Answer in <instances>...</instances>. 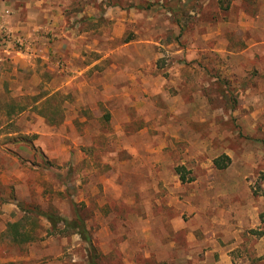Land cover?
<instances>
[{"label":"rangeland","instance_id":"374dc122","mask_svg":"<svg viewBox=\"0 0 264 264\" xmlns=\"http://www.w3.org/2000/svg\"><path fill=\"white\" fill-rule=\"evenodd\" d=\"M18 202L83 206L100 264L190 231L264 264V0H0V264L51 238L88 263ZM19 220L35 239H12Z\"/></svg>","mask_w":264,"mask_h":264},{"label":"crops","instance_id":"0c3cea01","mask_svg":"<svg viewBox=\"0 0 264 264\" xmlns=\"http://www.w3.org/2000/svg\"><path fill=\"white\" fill-rule=\"evenodd\" d=\"M240 221V220H239ZM248 221V220H246ZM258 223V219L253 218V224ZM238 225L242 226L240 222ZM229 227V226H228ZM177 225L173 227V232L180 231ZM231 235L237 237L238 229H231ZM145 232V230H143ZM212 232V231H211ZM225 233L226 231H221ZM188 241H190V247L188 250L177 252V243L174 239L173 234H171V238L166 243H158L151 244L148 246H135L133 248L132 253L129 252L127 246H124L122 243L119 246V255L123 260L124 264H138L137 258L135 257L142 252L143 258L146 260L154 261L155 264H233L232 257L230 255V251L233 247H229L228 245H224V243L219 241L220 232H217L214 237H209L210 243H212V249L209 250L207 246L208 240L198 241V245L192 243V240L196 239V234L192 231L185 233ZM228 233L226 232L227 235ZM170 237V233L168 235ZM225 236H221L223 239ZM224 241V240H223ZM225 242V241H224ZM65 242H56L54 239H48L47 242L43 241L37 246L36 249H32L29 257L23 258L25 261H31L33 263L27 264H62V256L64 255ZM136 254V256H135ZM49 257L48 259H46Z\"/></svg>","mask_w":264,"mask_h":264},{"label":"trees","instance_id":"16d2710c","mask_svg":"<svg viewBox=\"0 0 264 264\" xmlns=\"http://www.w3.org/2000/svg\"><path fill=\"white\" fill-rule=\"evenodd\" d=\"M152 5L149 4V7ZM171 11V10H170ZM173 12V11H172ZM174 13V12H173ZM181 21L179 18L178 22ZM184 26V25H183ZM15 142L24 141L26 143H31L32 147L34 144L31 139H28V136H18L14 138ZM230 159L227 156L219 157L215 160L217 167L223 168L227 166V162L224 158ZM184 168L178 167L177 171L181 174L183 173ZM183 175V174H182ZM181 177L184 179V176ZM74 205V214L72 218L68 219L56 212L55 210H43L40 205H25L22 202H18L17 206L23 211L24 215L22 216V220H29V215L41 216L47 219L51 227L49 229V234L58 235V234H77L81 240L86 245V253H87V264H100V252L98 247L96 246L92 232L88 226V216L83 212V206H79L78 204L73 203ZM18 225H23V229H20ZM26 224H23L20 220L14 223H10L8 225L7 231L12 236V239L17 243H25L32 239H35V236L31 235L33 232L31 230H26Z\"/></svg>","mask_w":264,"mask_h":264}]
</instances>
